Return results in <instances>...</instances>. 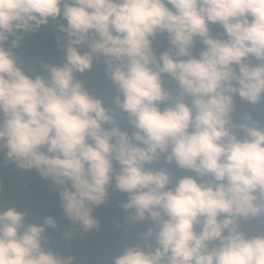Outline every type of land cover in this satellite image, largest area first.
I'll use <instances>...</instances> for the list:
<instances>
[{"label": "clouds", "instance_id": "1", "mask_svg": "<svg viewBox=\"0 0 264 264\" xmlns=\"http://www.w3.org/2000/svg\"><path fill=\"white\" fill-rule=\"evenodd\" d=\"M52 23L60 63L26 47ZM94 61L115 108L77 75ZM236 96L264 101V0H0V154L51 180L83 233L99 227L109 189L126 193L129 218L151 226L112 264H264V231L244 227L264 221V124L234 119ZM162 156L194 175L154 167ZM28 215L0 209V264H74L46 247L55 218Z\"/></svg>", "mask_w": 264, "mask_h": 264}, {"label": "trees", "instance_id": "2", "mask_svg": "<svg viewBox=\"0 0 264 264\" xmlns=\"http://www.w3.org/2000/svg\"><path fill=\"white\" fill-rule=\"evenodd\" d=\"M54 29L55 24L52 23L42 27L38 34L25 37L27 51L33 58H42L50 63H60L63 60V52L56 46ZM216 31H222L219 25L213 26V32ZM167 47L166 36L161 35L154 42L157 54L166 50ZM77 75L85 81L92 92L103 99L106 107L115 108L113 99L117 94L116 89L111 80L106 77L105 65L102 62L94 61L90 72ZM164 81L165 87L172 91L176 90L177 85L174 80L165 75ZM187 102L190 103V98ZM235 103L234 119H238L244 111H248L254 119L264 124V101L253 106L236 96ZM117 122L121 130L132 132L126 113L121 114L117 110ZM153 166L167 167L176 178L194 175L190 170L180 169L175 161L166 164L163 156ZM0 189H2L0 190V209L15 206L19 210H26L29 213L28 222L40 224H43L46 216L55 218V228L45 226V235L48 237L46 247L64 256L74 255L76 257L74 264H112L113 257L122 249L125 241L142 243L139 234L151 226L148 220L132 221L129 213L133 210L129 209L125 212L121 207V202H126L128 199L127 194L109 189L108 203L97 206L93 212L99 221V227L83 233L78 224L74 225L66 217L60 204L58 189L52 187L51 180L43 178L36 169L22 170L13 163L5 165L3 154H0Z\"/></svg>", "mask_w": 264, "mask_h": 264}, {"label": "rangeland", "instance_id": "3", "mask_svg": "<svg viewBox=\"0 0 264 264\" xmlns=\"http://www.w3.org/2000/svg\"><path fill=\"white\" fill-rule=\"evenodd\" d=\"M244 227L249 230L250 234H256L258 232L264 231V221L252 220L245 224Z\"/></svg>", "mask_w": 264, "mask_h": 264}]
</instances>
